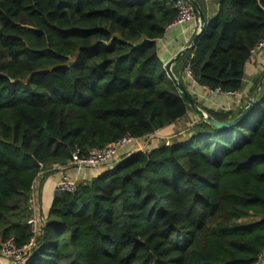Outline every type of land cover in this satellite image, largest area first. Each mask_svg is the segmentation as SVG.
Listing matches in <instances>:
<instances>
[{
    "label": "trees",
    "instance_id": "1",
    "mask_svg": "<svg viewBox=\"0 0 264 264\" xmlns=\"http://www.w3.org/2000/svg\"><path fill=\"white\" fill-rule=\"evenodd\" d=\"M216 3L182 66L200 86L238 93L264 37V0ZM178 13L170 0H0V247L13 238L22 264H257L264 86L235 127L199 122L189 138L126 154L73 193L57 191L37 233L29 224L42 173L188 118L158 47ZM203 109L227 123L244 108Z\"/></svg>",
    "mask_w": 264,
    "mask_h": 264
},
{
    "label": "crops",
    "instance_id": "2",
    "mask_svg": "<svg viewBox=\"0 0 264 264\" xmlns=\"http://www.w3.org/2000/svg\"><path fill=\"white\" fill-rule=\"evenodd\" d=\"M191 1L196 8L198 18L200 19V11L206 19L207 25L211 24V22L217 17L219 7L216 3V0ZM201 4H203L204 7H202ZM191 26L192 25L190 23L184 25H172L168 29L165 38L158 41V47L164 69L168 63L175 60L174 64L171 67V70L173 73L175 71L177 72V75L175 73L174 75L178 80H183L185 82L187 88L182 82L185 90L189 95H192L197 100V104L194 101L193 103H195L200 109L207 113L203 109V106L213 111L223 110L228 112L232 110L236 111L243 109L251 99L256 98L257 101L258 96L262 92L264 86V51L253 55L250 61H248L245 67V88L243 91L238 92L234 95H226L224 93L211 91L208 88L205 89L203 86L198 85L193 80V77H190L187 74V70H184L182 66V59L187 53H189L190 50L188 45L194 38V36H192L191 34ZM257 78H259L260 80V85L258 86L255 94L253 96H250V90L253 87L254 80H256ZM190 108L191 113L190 115H188V118L177 122L175 125L165 130L156 132L154 135L149 137L146 142L138 141L137 144L127 149L125 154L128 155L136 150L149 151L162 144H172L177 140V136L174 135L177 132L176 128H180L178 126L185 127L184 124L187 125L186 132H188L189 137H191L193 133V125L201 122V119L195 113L193 108ZM185 138H187V135L182 138V140ZM122 159L123 156H120L119 160L121 161ZM101 173H103V169H87L82 171L79 176H76L77 171L73 166H70L68 168H57L52 172H47L46 174L42 173V175L39 176L37 182L35 183L36 189L34 190L35 207L33 208V218L38 223V226L42 228L44 227L43 222H45V219L49 214L54 196L58 191L57 187L59 181L64 175L78 177L79 181L81 182L83 180L91 181ZM0 264H11V262L7 259L0 258Z\"/></svg>",
    "mask_w": 264,
    "mask_h": 264
},
{
    "label": "built area",
    "instance_id": "3",
    "mask_svg": "<svg viewBox=\"0 0 264 264\" xmlns=\"http://www.w3.org/2000/svg\"><path fill=\"white\" fill-rule=\"evenodd\" d=\"M173 1L176 5V8L178 9V17L174 21L173 25H184L190 23L192 26L191 28V34L192 36H195L200 32L201 28V21L198 18L196 8L191 0H170ZM188 47L191 49L193 47L192 42L188 45ZM261 51H264V37L260 40V42L257 44L256 48L252 50V56L256 55L257 53H260ZM251 56V57H252ZM189 76L191 77L190 69L187 70ZM207 89L206 87H204ZM218 93H221L220 91H216ZM226 95H234L236 93H224ZM140 141L138 139L133 138L130 135H126L123 138L115 141L114 143L110 144L109 146L105 147L102 150L93 151L89 156L83 157L80 155V152L77 151L73 155V159L71 162V165L76 169L77 175L87 169H95V170H101L104 168H111L112 166L119 163L120 156H125V152L127 149H129L131 146L137 144V142ZM79 183L78 177H71L69 175H64L61 180L59 181L57 190L61 192H68L73 193ZM33 192L36 189L35 184L32 187ZM35 207V199L34 195L31 201V208ZM34 233H37L39 230L38 223L34 218L30 220L29 223ZM45 222H43V225ZM33 246V243L30 244V247ZM24 255H26V251L20 249L13 238L9 239L6 243H4L0 247V258H4L9 260L12 264H22L24 262ZM257 264H264V252L260 255L259 260Z\"/></svg>",
    "mask_w": 264,
    "mask_h": 264
},
{
    "label": "water",
    "instance_id": "4",
    "mask_svg": "<svg viewBox=\"0 0 264 264\" xmlns=\"http://www.w3.org/2000/svg\"><path fill=\"white\" fill-rule=\"evenodd\" d=\"M199 14H200V20H201V28H200V32L194 36L193 45H196V43L198 42L200 36L204 33L205 29L207 28L206 19L204 18L203 14L200 11H199ZM174 62H175V60H173L170 63H168L166 65L165 69H164L165 72L168 75V78L170 80H172L178 86V88L181 91V93H182L183 97L185 98V100L188 102V104L190 105V107L193 108V110L195 111V113L200 117L201 122L207 123L213 129L219 131V130H223V129L235 127L242 120H244L246 117H248L249 114L251 113V111L253 110V108L255 107V105H256V98L251 99L247 103V105L244 107L242 113L236 119H234V120H232L230 122H227V123H220V122L216 121L208 113H205L195 103H193L192 98L190 97V95L188 94V92L185 90V88L182 85L181 81L176 78V76L174 75V73L171 70V67L174 64Z\"/></svg>",
    "mask_w": 264,
    "mask_h": 264
},
{
    "label": "rangeland",
    "instance_id": "5",
    "mask_svg": "<svg viewBox=\"0 0 264 264\" xmlns=\"http://www.w3.org/2000/svg\"><path fill=\"white\" fill-rule=\"evenodd\" d=\"M187 74H188V72H187ZM188 75H189V74H188ZM185 122H186V121H185ZM186 123H187V122H186ZM184 126H185V127L178 126V127H180V128H176L177 132H176V134H174V135L177 136L176 139H180V140H182V138H184L186 135H187V138H189L188 132H186V126H187V125L184 124ZM178 129H179V130H178ZM145 142H146V141H145ZM168 144H170V143H168ZM142 146H143V145H142Z\"/></svg>",
    "mask_w": 264,
    "mask_h": 264
}]
</instances>
